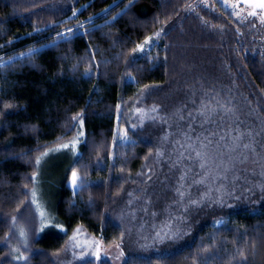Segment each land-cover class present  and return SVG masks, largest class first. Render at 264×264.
Listing matches in <instances>:
<instances>
[{"label":"trees","instance_id":"obj_1","mask_svg":"<svg viewBox=\"0 0 264 264\" xmlns=\"http://www.w3.org/2000/svg\"><path fill=\"white\" fill-rule=\"evenodd\" d=\"M220 120L233 140L264 131V22L216 0H0V264H15L4 244L37 187L48 208L26 264H57L78 227L119 242L108 212L155 155L153 127ZM116 125L126 144L112 145ZM73 138L68 159L41 164ZM216 222L180 250L125 264H264V204Z\"/></svg>","mask_w":264,"mask_h":264},{"label":"rangeland","instance_id":"obj_2","mask_svg":"<svg viewBox=\"0 0 264 264\" xmlns=\"http://www.w3.org/2000/svg\"><path fill=\"white\" fill-rule=\"evenodd\" d=\"M216 1L238 18L254 17L264 22V8L254 7L259 0ZM252 12L255 15H249ZM148 41L143 48H149ZM214 124L218 126H211ZM223 124L222 120L202 122L197 132L194 123L186 121L153 127L150 134L155 155L134 175L131 184L124 185L108 212L122 231L119 242L105 244L78 227L57 255V264H125L136 255L169 254L189 245L202 226L215 221L220 224L221 218L238 209L263 205L264 131L259 129L256 136L235 122V131H245L233 140L226 129L219 134ZM128 139L126 130L116 125L112 145L126 144ZM77 142L78 138H73L62 145ZM70 152L59 147L46 153L41 164H51L63 156L68 159ZM75 172L76 185L72 184L73 172L68 179L73 189L80 184V171ZM36 189L35 200L26 210L29 213L10 223L12 231L4 244L15 264H26L31 238L43 225L39 211L48 208L42 190ZM21 256L23 259H17Z\"/></svg>","mask_w":264,"mask_h":264},{"label":"snow or ice","instance_id":"obj_3","mask_svg":"<svg viewBox=\"0 0 264 264\" xmlns=\"http://www.w3.org/2000/svg\"><path fill=\"white\" fill-rule=\"evenodd\" d=\"M130 2H131V0H130ZM254 7L264 8V0H259L258 5H254ZM73 15H75V12H73ZM249 15H255V12L249 13ZM69 31H72V30L69 29ZM60 35L63 36L64 34L61 33ZM144 43H145V44H148L149 41H148V40H145ZM137 47H138V49L143 50V46H142V45H138ZM73 119H76V117H74ZM121 138L126 139V136H123V137H121ZM61 147H63V148H67V147H69V145L65 144V145H62ZM72 147H75V145L73 144ZM37 162H39V160H38ZM77 179H78V177H77L76 172H73V174H72V184H73L74 186L76 185ZM17 259H23V257H22V256H21V257H17Z\"/></svg>","mask_w":264,"mask_h":264}]
</instances>
